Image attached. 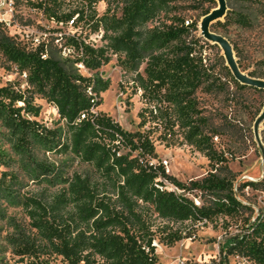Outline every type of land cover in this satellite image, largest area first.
I'll return each instance as SVG.
<instances>
[{
	"label": "trees",
	"instance_id": "obj_1",
	"mask_svg": "<svg viewBox=\"0 0 264 264\" xmlns=\"http://www.w3.org/2000/svg\"><path fill=\"white\" fill-rule=\"evenodd\" d=\"M100 1L13 0L15 9L27 4L58 25L74 20L80 35L66 39L76 51L65 59L14 38L0 22V54L26 73L27 83L25 89L0 86V221L12 227L6 242L18 257L14 264H51L57 257L66 264H157L156 238L172 246L192 237L196 225L220 219L238 230L222 251L264 264V212L256 213L236 195L228 157L214 141L220 131L209 127L198 98L199 91H223L227 84L251 85L240 82L224 60L227 79L214 72L203 53L209 42L195 34L196 20L186 23L180 4L194 1L204 16L217 0H107L115 9L99 14ZM241 2L249 12L235 8ZM227 5L225 20L214 27H251L252 15L264 18V0H227ZM101 28L104 45L83 43L82 37ZM234 50L241 66L239 48ZM110 53L135 74L143 98L154 106L153 120H162L182 144L209 159L207 175L178 180L155 161L150 133L126 130L96 110L110 86L99 73ZM37 97L57 109V125L39 120ZM69 160L84 169L71 170ZM247 186L264 191V171L260 180L239 188ZM194 191L201 193V205L189 196ZM11 208L21 210L25 220H17Z\"/></svg>",
	"mask_w": 264,
	"mask_h": 264
},
{
	"label": "rangeland",
	"instance_id": "obj_2",
	"mask_svg": "<svg viewBox=\"0 0 264 264\" xmlns=\"http://www.w3.org/2000/svg\"><path fill=\"white\" fill-rule=\"evenodd\" d=\"M180 4L185 20L198 22L195 34L201 37L202 42H209L203 52L206 62L225 81L227 77L224 75L223 60H228L221 43L206 39L202 28L204 17L201 16V8L195 9L194 1H182ZM115 6L116 3L110 6L107 0H102L97 8L99 14H102L109 7L115 9ZM236 7L249 12V7L245 3H238ZM252 17L254 20L251 27L239 24H231L225 28L214 27L213 24L218 20H225V15H222L219 19L212 20L209 32L222 36L232 46L237 71L241 76L264 83V18L255 15ZM0 22L14 38L33 47L38 43H48L49 51L52 50L61 59L66 58L58 50L61 34L54 31L57 26L33 7L23 4L15 9L11 0H0ZM65 30L68 29L64 28L62 34ZM234 46L239 48L241 66ZM145 66L146 63H143L140 67L143 74ZM80 69L83 74H89L86 68ZM99 73L110 82V86L101 94L102 104L96 110L108 113L126 130L150 133L156 146L155 161L162 162L168 174L189 183L191 180L203 178L212 170L209 159L203 153L193 146L182 144L180 134L168 132L162 120H153L151 111L154 110V106L143 98L142 90L136 84L135 74L124 69L117 55L110 53L109 61L100 67ZM7 84L20 85L25 89L26 76L24 73L21 74L16 66L7 63L0 54V86ZM258 89L259 87L254 85L239 89L227 84L223 91L198 92L200 106L209 127L220 131V134L214 137V141L217 149L225 151L228 157V165L236 178L234 182L236 195L251 204L256 213L264 212V191L251 186L243 189L239 187L243 182L260 180L264 171V90ZM37 102L42 105L39 120L49 126L57 125L59 119L57 109L44 98L37 97ZM144 118L147 122L142 125ZM174 129L176 130V127ZM4 148L9 151V146L5 145ZM164 161H167L168 165ZM69 163H72L71 160ZM73 169H84V166L75 160L71 164V170ZM200 194L194 191L189 196L201 202ZM9 213L15 215L19 221L25 220L24 213L19 209L11 208ZM236 227L235 223H231L226 228L220 219L218 223L196 225L192 237L184 238L172 246L156 238L153 243L158 256L157 264H211L213 260L219 261L222 258L225 264H253L246 258L226 255L222 251L227 239L237 233ZM10 232L12 227L6 221H0V264H14L18 260L6 242V236ZM51 264L66 262L62 257H57L52 258Z\"/></svg>",
	"mask_w": 264,
	"mask_h": 264
},
{
	"label": "water",
	"instance_id": "obj_3",
	"mask_svg": "<svg viewBox=\"0 0 264 264\" xmlns=\"http://www.w3.org/2000/svg\"><path fill=\"white\" fill-rule=\"evenodd\" d=\"M218 1H219V5H218ZM218 1H217V6L214 7L208 14L203 16L204 20L202 22V28H203V33L206 36V39L213 40L214 43L219 42L222 44L223 49L225 51L224 54L228 60L226 61V64L229 66L234 76L240 82L249 84V85L258 86L259 88H264V83L247 79L238 73L236 61L234 60V53H233L232 46L229 43H227L226 40L222 36L209 32V27L212 23V20L219 19L220 16L225 15L227 8H228L227 0H218Z\"/></svg>",
	"mask_w": 264,
	"mask_h": 264
},
{
	"label": "built area",
	"instance_id": "obj_4",
	"mask_svg": "<svg viewBox=\"0 0 264 264\" xmlns=\"http://www.w3.org/2000/svg\"><path fill=\"white\" fill-rule=\"evenodd\" d=\"M11 1L13 3V6H14L13 0H11ZM43 17H44V15H43ZM45 19H47V18H45ZM47 20L49 22L55 23L54 21H50L49 19H47ZM186 23L188 24L189 23V20H187ZM55 25L57 27L55 28L54 31L55 32H59L61 34V37L59 38V40H60V46L58 48L60 54H63L66 58L67 57H74V54H75V51H76L75 48H72L70 46L65 45V41L69 37H77L78 38L79 35H80L79 32H78L79 27L74 26L75 25L74 24V20L69 21L68 25H63V24H59L58 25L57 23H55ZM64 28H67L68 30H65L64 34H62ZM81 39H82L83 43L88 44V45H91V46H94V47L102 46L106 42V41L103 40V30H102V28L100 30L96 31V32L90 33L86 37L85 36L82 37ZM39 45H43L46 50L47 49L49 50L48 43H38L37 46H39ZM76 65L79 68H81V67H84L85 68V66L82 63H77ZM24 75L26 76V73H24ZM164 163L166 165H168V162L167 161H164ZM195 203L197 205H201V202L198 201V200H195Z\"/></svg>",
	"mask_w": 264,
	"mask_h": 264
}]
</instances>
